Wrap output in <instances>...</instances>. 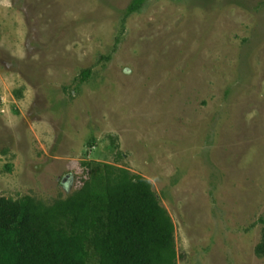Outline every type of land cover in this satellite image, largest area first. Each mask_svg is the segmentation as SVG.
Instances as JSON below:
<instances>
[{
    "label": "rangeland",
    "instance_id": "obj_1",
    "mask_svg": "<svg viewBox=\"0 0 264 264\" xmlns=\"http://www.w3.org/2000/svg\"><path fill=\"white\" fill-rule=\"evenodd\" d=\"M133 2L0 0V197L114 164L152 184L178 264H264V0Z\"/></svg>",
    "mask_w": 264,
    "mask_h": 264
},
{
    "label": "trees",
    "instance_id": "obj_2",
    "mask_svg": "<svg viewBox=\"0 0 264 264\" xmlns=\"http://www.w3.org/2000/svg\"><path fill=\"white\" fill-rule=\"evenodd\" d=\"M141 5L134 0L129 14ZM86 165L82 185L52 204L0 197V264H178L175 224L150 181ZM256 253L264 258V227Z\"/></svg>",
    "mask_w": 264,
    "mask_h": 264
}]
</instances>
